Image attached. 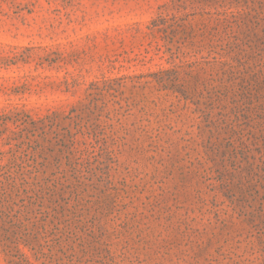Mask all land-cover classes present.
Returning a JSON list of instances; mask_svg holds the SVG:
<instances>
[{
	"label": "rangeland",
	"instance_id": "obj_1",
	"mask_svg": "<svg viewBox=\"0 0 264 264\" xmlns=\"http://www.w3.org/2000/svg\"><path fill=\"white\" fill-rule=\"evenodd\" d=\"M15 164L73 246L0 264H264V0H0Z\"/></svg>",
	"mask_w": 264,
	"mask_h": 264
},
{
	"label": "trees",
	"instance_id": "obj_2",
	"mask_svg": "<svg viewBox=\"0 0 264 264\" xmlns=\"http://www.w3.org/2000/svg\"><path fill=\"white\" fill-rule=\"evenodd\" d=\"M164 72H153L148 76L156 77ZM3 169L0 165V175ZM14 169L6 176L7 185L0 181V245L3 250L8 255L15 253L27 257L25 247L40 252L38 248L48 244L60 247L68 254L73 245L69 244L68 250H64L62 244L71 239L70 225L64 211L52 205L59 183L50 185L48 179L39 175L40 169L36 165L15 164ZM46 200L51 203L46 204ZM60 259L62 257L56 260ZM44 264L50 263L44 261Z\"/></svg>",
	"mask_w": 264,
	"mask_h": 264
}]
</instances>
